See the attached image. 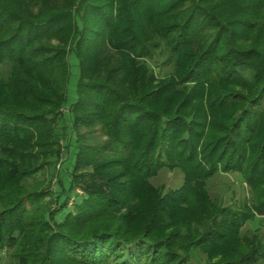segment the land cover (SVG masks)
I'll return each mask as SVG.
<instances>
[{
	"label": "trees",
	"instance_id": "obj_1",
	"mask_svg": "<svg viewBox=\"0 0 264 264\" xmlns=\"http://www.w3.org/2000/svg\"><path fill=\"white\" fill-rule=\"evenodd\" d=\"M202 38L205 47L191 49ZM117 52L128 58L110 66ZM71 54L76 156L69 189L58 187L50 211L39 202L49 188L40 193L28 181L67 148ZM154 66L172 67L167 87H149ZM225 81L254 95L230 127L213 123L222 133L202 148L196 120L156 109L171 90H186L188 104ZM262 96L264 0H0V264H211L215 250L213 264H264L257 232L243 246L237 238L264 218V142H255L260 131L250 122ZM81 123L107 140L85 143ZM162 169L183 173L163 196L151 183ZM217 174L237 175L250 196L211 201L205 184ZM79 188L84 196L71 203ZM139 214L147 216L142 225Z\"/></svg>",
	"mask_w": 264,
	"mask_h": 264
},
{
	"label": "rangeland",
	"instance_id": "obj_2",
	"mask_svg": "<svg viewBox=\"0 0 264 264\" xmlns=\"http://www.w3.org/2000/svg\"><path fill=\"white\" fill-rule=\"evenodd\" d=\"M207 42V39H200V42H198L193 48V50H199L205 47V43ZM53 44L57 46H62L63 44H59L57 41H53ZM127 54L123 53H115L112 55L111 59V65L113 66L116 63L120 61H125L127 59ZM68 64L70 67V77L67 83V93H66V103L64 107V114L63 118L67 122V132H68V138H67V148L62 149V156L61 159L54 163L51 166H48L44 169H42L32 180L28 181V186L31 188L36 189L40 193L43 191H46V189L49 188L50 194L45 196L43 200H40V203H47L50 211H55L56 206V195L59 192V188L68 190L70 186V176L69 173L73 169V165L75 162V156H76V148H75V134L73 135L71 133L70 127H69V121H68V114L67 110L73 103L77 100V82H78V68H77V61L74 58V56L71 54L68 57ZM172 67H167L164 69H161V67H153V71L155 73L154 79L150 83L149 87H158L167 85L168 78L171 76L169 75ZM137 75L140 76V73ZM169 75V76H168ZM122 77V74H118L114 77L115 80ZM145 81L148 82V78H145ZM165 85V87H167ZM262 85V83L260 84ZM206 92L202 96H198L197 98H193L191 102L188 104L186 103L188 99L187 97V91L186 90H180L175 95L173 94V90L166 93L163 97L159 99V101L156 104V109L162 110L163 107L170 106V110L168 112V116L175 115L180 118H187L188 120L191 119L192 121H197V126L195 125L197 133L205 134L206 138L200 142V148L204 147L207 143H212V141L215 139L213 136H218L222 131L220 129L216 128V126L213 124L215 121L222 122V126L230 127L229 125L234 123L235 120L240 119V117L243 115V109L246 107V103L252 99L254 95V91L250 89H246L245 87H242L241 85L234 84L232 82H222V83H216L212 82L210 86H205ZM260 86H258L259 89ZM181 89V88H180ZM209 90V91H207ZM211 90V92H210ZM196 93V92H195ZM190 93L189 95L197 96L201 95V91L197 92V94ZM188 95V96H189ZM171 99L173 100H170ZM190 97V96H189ZM219 98L222 99L223 103L221 104V107L217 109L210 110V107L208 105L209 101L212 99ZM262 100L260 103L256 106H252V110H250V114L254 117L250 122L252 125H255L259 129V135L256 137L255 142L258 144H261L264 142V96L261 97ZM220 104V103H219ZM85 116V114H84ZM216 116V118L214 117ZM218 116V117H217ZM225 120V122H223ZM203 121H205L206 126L204 127ZM200 125V126H199ZM243 127V125H242ZM78 135L81 137V140L84 141L87 144L91 145H98L100 143H103L107 140V137L102 134L100 129L95 128H89L84 123H81L78 130ZM202 134V135H203ZM239 139L237 138V141ZM243 141V140H242ZM246 142H244L245 145ZM246 146V145H245ZM207 151H209L210 146L206 148ZM247 149V155H250L251 158L253 157L252 149L249 147H246ZM60 165V169L58 170ZM57 172L59 175H57ZM59 179L60 183L58 185V182L56 179ZM242 180L240 177H238L235 174H217L213 178L206 181L205 189L207 190V193L209 195L210 200H221L222 196H225V204H230L231 201L239 203L243 200L244 197H249L250 193L245 186V184H241ZM152 185L157 190L158 194L161 196L166 195L167 193L174 191L178 189L182 183H183V173L179 169L174 170H168V169H162L158 172V174L151 179ZM59 187V188H58ZM233 192V194H232ZM84 196L83 191L79 188L74 191L72 195V199L70 202H73V199L77 201ZM75 202V201H74ZM71 205V204H70ZM29 207V206H28ZM72 207V206H69ZM139 207V205H138ZM140 208V207H139ZM66 211H63L58 218H62L65 215ZM175 213V212H174ZM147 216L143 214H139L138 218H136V221L140 225L146 221ZM260 216L256 217L255 221L249 222L245 227L242 228L241 232H239V235L237 238L239 243H241V246L245 244L246 240L251 234L257 232L258 237L260 238L261 242L264 243V218ZM258 220H261V223L258 225ZM195 220H192V224H194ZM195 226V225H193ZM171 232V230L166 229L162 232V236L164 234H167ZM196 235V234H195ZM235 240L230 239L229 244L227 245V248H233L235 247L236 243ZM237 243L238 247L240 244ZM213 246L207 245L205 246L202 251H205V254L207 255L208 252L213 251ZM205 249V250H204ZM217 250L213 251L212 255L213 258L211 259V264L216 263L218 259L221 256V252L216 253ZM204 254V255H205ZM215 256V257H214ZM206 257V256H205ZM204 257V258H205ZM206 259V258H205Z\"/></svg>",
	"mask_w": 264,
	"mask_h": 264
}]
</instances>
